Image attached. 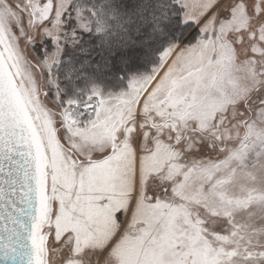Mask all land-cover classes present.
Masks as SVG:
<instances>
[{
	"label": "snow or ice",
	"instance_id": "obj_1",
	"mask_svg": "<svg viewBox=\"0 0 264 264\" xmlns=\"http://www.w3.org/2000/svg\"><path fill=\"white\" fill-rule=\"evenodd\" d=\"M168 5L159 13L158 0H142L139 35L114 56L123 63L133 62L157 35L191 30L163 50L167 59L175 49V59L163 74L156 78L158 66L151 75L134 76L127 92L107 101L101 99L98 87L93 88L87 103L71 100L67 106L60 105L59 115L40 102L37 77L19 37L0 21L4 31L0 43L4 55L0 65V218L5 207L13 217L7 229L0 228V254H9L11 264H52L50 241L56 245L70 241L72 257L97 249L102 261L107 258L111 264H201L191 254L204 241L194 240V232L175 221L161 225L159 198L142 188L145 182L138 174L142 142L155 137L154 151L172 125L163 117L151 118L142 125L141 135L136 122L127 119L133 111L162 101L170 89L177 88L178 77L193 83L197 51L210 37L216 38V0H168ZM72 7L68 4L65 9L55 0L33 5L34 23L42 26L44 43L32 46L41 53L37 67L43 74L51 75L45 65L55 61L50 49L59 53L66 41L76 42L77 29L68 31L65 20ZM72 20L79 30H91L86 20ZM37 134L47 164L38 155ZM6 195L10 205L5 204ZM66 264L74 261L70 258Z\"/></svg>",
	"mask_w": 264,
	"mask_h": 264
},
{
	"label": "rangeland",
	"instance_id": "obj_2",
	"mask_svg": "<svg viewBox=\"0 0 264 264\" xmlns=\"http://www.w3.org/2000/svg\"><path fill=\"white\" fill-rule=\"evenodd\" d=\"M55 2L65 9L73 5L65 17L68 31L73 27L81 31L72 19L86 20L90 25L89 9L81 6L80 0ZM41 3L43 0H0V21L9 33L19 37L20 48L37 77L39 100L57 115L62 110L60 105L67 106L71 100L87 103L93 88L98 87L101 99L107 101L127 92L132 77L151 75L158 66L159 78L175 59V49L167 59L161 53L157 66L130 76L119 90L98 85L70 87L64 84L62 67L64 57L76 49L77 34L76 42L66 41L59 53L49 50L55 56L52 64L45 65L50 76L37 67L41 53L32 45L43 44L44 40L42 26L34 23L33 5ZM216 3L217 35L196 53L199 63L194 82L178 77L179 91L170 89L162 101L146 110L133 111L127 119L136 122L141 135L142 125L151 118L163 117L172 125L165 129L154 151L155 137L142 142L138 174L145 182L142 188L159 198L161 225L175 221L194 232V240L204 241L193 250L192 259L201 264H264V0ZM3 40L4 31L0 29V43ZM173 136L179 141L175 142ZM48 139L50 148H54ZM35 143L42 163L47 164L38 134ZM150 173H154L151 178ZM127 187L130 189V182ZM143 199L148 202L147 196ZM48 248L52 264H66L70 258L74 264H111L107 258L102 261L97 249L72 257L70 241L59 245L50 241Z\"/></svg>",
	"mask_w": 264,
	"mask_h": 264
},
{
	"label": "trees",
	"instance_id": "obj_3",
	"mask_svg": "<svg viewBox=\"0 0 264 264\" xmlns=\"http://www.w3.org/2000/svg\"><path fill=\"white\" fill-rule=\"evenodd\" d=\"M141 2L142 0H80L81 6L89 9L87 14L91 30L77 31L76 49L71 55L64 57V84L70 87L98 85L107 90H119L130 76L149 72L157 66L158 56L168 45L188 36L191 30L176 31L175 35H157L135 61L123 63L114 59L117 50L135 41L139 35L137 28L142 24L139 16ZM158 2L161 5L157 9L159 13L168 9V0ZM151 15L150 12L149 16Z\"/></svg>",
	"mask_w": 264,
	"mask_h": 264
},
{
	"label": "water",
	"instance_id": "obj_4",
	"mask_svg": "<svg viewBox=\"0 0 264 264\" xmlns=\"http://www.w3.org/2000/svg\"><path fill=\"white\" fill-rule=\"evenodd\" d=\"M3 62L4 61L0 55V65H3ZM5 204H7V205L11 204V200L7 199V195H6V199H5ZM2 211H3L4 215L2 218H0V228L7 229L9 227L10 221L13 217L11 216V213L9 212L7 207H5ZM27 223H28L29 229H32L33 225L31 223V221H27ZM25 235H27V233H25ZM25 259H27V258L25 257ZM0 264H11V259H10L9 254H7V253L0 254Z\"/></svg>",
	"mask_w": 264,
	"mask_h": 264
},
{
	"label": "flooded vegetation",
	"instance_id": "obj_5",
	"mask_svg": "<svg viewBox=\"0 0 264 264\" xmlns=\"http://www.w3.org/2000/svg\"><path fill=\"white\" fill-rule=\"evenodd\" d=\"M166 121L170 122V119L169 120H166ZM171 122L173 123L174 121H171ZM175 139H177V137L176 136H173V140L176 142L177 140H175Z\"/></svg>",
	"mask_w": 264,
	"mask_h": 264
}]
</instances>
